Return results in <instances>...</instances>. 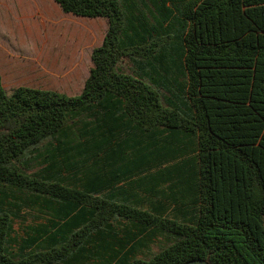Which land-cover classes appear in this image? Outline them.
<instances>
[{
	"label": "trees",
	"instance_id": "obj_1",
	"mask_svg": "<svg viewBox=\"0 0 264 264\" xmlns=\"http://www.w3.org/2000/svg\"><path fill=\"white\" fill-rule=\"evenodd\" d=\"M55 1L108 26L77 95L7 91L0 75V264H81L83 246L67 255L56 245L75 227L76 237L107 235L114 217L138 228L128 241L166 237L130 264H264V0ZM58 155L68 171L93 160L82 187L62 184ZM38 160L44 173H28ZM143 172L153 208L110 200L118 180L134 184ZM9 190L49 195L46 206L64 222L14 248L21 203Z\"/></svg>",
	"mask_w": 264,
	"mask_h": 264
},
{
	"label": "rangeland",
	"instance_id": "obj_2",
	"mask_svg": "<svg viewBox=\"0 0 264 264\" xmlns=\"http://www.w3.org/2000/svg\"><path fill=\"white\" fill-rule=\"evenodd\" d=\"M26 13L35 19L48 20L44 26L34 28L36 33L33 41L28 35L29 41H32L33 44L35 42L38 50L43 49V54L35 50L32 54L27 55L28 52H25V47L20 44L21 32L28 34L30 28L20 26L19 23L14 22L15 20L18 21L16 18L17 16L24 17ZM10 15V17H15L14 20L9 19L13 25L4 26L0 21V63L1 71L3 72L4 70L3 77L7 84V91H11L14 88L13 84H20L30 87L53 89L71 95L79 94L83 89L85 79L88 77L92 66V49L102 43L108 26L107 20L103 17H82L71 13H65L53 0L45 2V6H34L27 10L19 7L11 12ZM6 22L8 23V20H6ZM27 34H25V36ZM4 46H8L10 53L12 52L15 56L14 61L16 65L13 67V71H18L20 78L23 80H19L15 83L14 74H11L10 67L6 66V49H2ZM20 47H22L23 50ZM73 51L82 54V64L77 69V66L72 62ZM20 55L25 58L29 57L30 60H28L34 65L42 62L47 66L50 74L41 81L28 80L32 77L31 73H35L34 68L32 67L30 71L25 72V70L19 66V64L22 63L21 58H19ZM74 70L76 72H74ZM67 71L70 73L66 74ZM77 120V126L81 127L80 121L82 117ZM40 160L27 165L26 171L32 174L33 172L43 174L48 163ZM57 161L62 167V171L60 172L62 184L72 187H82L83 174L86 173L88 168L93 167V160L91 159L81 162L82 165H78V167H74V169L68 171L64 169L61 155L57 156ZM106 169L107 166H104L103 170L105 171ZM145 174L148 173L146 172ZM149 178L150 177H146L145 175L138 174L134 177V182L136 184H143L145 181L149 180ZM122 180H126L124 183L128 184L125 185L122 183L123 185L119 186V188L117 187L116 192L118 191L119 193L111 196L110 200L117 203L133 202L134 204L137 201L140 202L141 198L137 197L138 195H134L133 198L128 196V185L131 183L125 177H122ZM122 180L120 179V181ZM166 186L167 184H164V186L162 185L164 188H166ZM136 191H138L141 197L144 196L142 198L144 200L140 203L142 205L141 207L145 208L152 197H149L145 192L139 189H136ZM9 192L12 196L17 197L16 201L21 203L18 216L13 218L14 232L12 233V237L16 239V242L12 245L14 248H18L24 240L36 234L38 229L48 228V233H52L57 228L53 225L54 221H58L59 224L64 222L63 219L55 217L53 212L51 213L49 207L46 206V197H50L49 195H41V197L37 198L34 194L27 191L9 190ZM12 196L10 199L15 201ZM52 198L60 201L58 197ZM54 204V208L58 209L57 203L54 202ZM168 214L173 213L169 211ZM108 222H110L111 227L114 228L112 232L115 230L117 233L116 237L112 236V232L109 231L110 233H108V230L106 231L107 235H97L95 231H92L90 236L82 237L81 235L76 237V233L82 231V229H77L75 227L70 229L62 241L56 246L58 249H62V253L67 255L74 253L79 245L81 247L83 246L82 253L85 257L81 260V264H120L124 254L135 246L134 251L129 256L130 260L124 263L130 264L134 258L149 257L152 253L158 251L160 246L166 243L165 236L156 234L147 237L146 232L137 234L133 239L128 241L125 238L127 232H138V228L135 226L134 222L122 217L111 218ZM47 234L38 241L37 245L43 243ZM59 238H61V236H59ZM141 239H143L145 244L138 245L137 242ZM77 241L79 242L78 244L75 243ZM122 244L124 247L121 249L120 247ZM113 249L119 250L115 256L113 254ZM28 250L30 249H27V251ZM59 264H75V261H61Z\"/></svg>",
	"mask_w": 264,
	"mask_h": 264
},
{
	"label": "crops",
	"instance_id": "obj_3",
	"mask_svg": "<svg viewBox=\"0 0 264 264\" xmlns=\"http://www.w3.org/2000/svg\"><path fill=\"white\" fill-rule=\"evenodd\" d=\"M53 1L56 3L55 0H53ZM45 2H49V0H0V21H1L2 25H4V26L5 25L6 26L13 25L10 22V20H9V19H13V20L15 19V17H10L11 16L10 15L11 12H13L14 10H16L19 7L20 8H24V9L27 10V9L32 8L34 6H45ZM16 18H17L18 21L15 20L14 23L17 22V23L20 24V26H25V27H29L30 28L28 34L25 33V32H23V33L21 32V34H20V41H21L20 44H22V46L25 47V49H26L25 52H28L27 55L32 54L35 50L36 51L38 50L36 43L35 42H34V44L32 43V41L34 40L35 33H36L34 28L44 26L46 21H48V20L47 19H35L34 17H30L28 13H26V16H24V17L17 16ZM95 18H102V17H95ZM6 20H8V23L6 22ZM25 34H27V35L25 36ZM28 35L32 38V39L30 38L32 41H29ZM18 45H19V43H18ZM4 48L6 49V51L5 50L4 51L7 54V57H6L7 58L6 59L7 60V64H6V66L10 67L11 74H14L15 83L18 82L19 80H23L22 78H20V75L18 74V71L17 72L13 71V67H15V65H16L15 61H14L15 60V56L12 54V52L10 53V49H9L8 46L2 47V49H4ZM20 48L22 49V47H20ZM38 51L43 54V49L38 50ZM19 58H21V60H22V63L19 64V66L21 68H23L25 70V72L26 71H30L32 69V67L34 68V72L35 73H31L32 77L29 78L28 80L41 81L48 74H50V71L48 70L47 66H45L42 62L37 63V64L34 65V64L30 63L29 57L25 58V57H22V55H20ZM72 59H73L72 60L73 64H75L77 66L76 69L79 68L81 66V64H82V54L73 51ZM3 72H4V70H3ZM3 72L1 71V63H0V75H1V79H2V84H3L4 88L7 90V84H6L5 80H4ZM74 72H76V71L74 70ZM69 73L70 72H68V71L66 72V74H69ZM17 85L20 86V84H13L14 87H17ZM65 94H67L69 96H72L71 94H68V93H65ZM75 95H77V94H75ZM127 135H128V132H123L121 134V137H126ZM115 142H116V140H114V143ZM116 165L117 166H123V164H121V163H118ZM145 173L146 172H143V173H140V174L141 175H145V176L148 175V174H145ZM134 177H133V180H135ZM121 180H122V178H121ZM127 180L131 183L132 179L130 180L129 178H127ZM124 182H126V180H122V181L118 180L115 183V187L119 188V186H121L123 184H125V185L128 184V183H124ZM128 187H129L128 192H132V194H134L136 196L138 195L137 197L141 198V201L144 200V199H142L144 196L141 197L140 194L138 193V191H136V189H139V190L143 191L139 187V184L131 183V184L128 185ZM151 197H152V199L148 202V205L145 206V208L151 209V208H153L154 204L157 202L158 199H157V197H155V195L151 196ZM145 199H146V197H145ZM140 202H139V204H141ZM175 207H177V204H175V203L171 204L169 211L173 212Z\"/></svg>",
	"mask_w": 264,
	"mask_h": 264
},
{
	"label": "water",
	"instance_id": "obj_4",
	"mask_svg": "<svg viewBox=\"0 0 264 264\" xmlns=\"http://www.w3.org/2000/svg\"><path fill=\"white\" fill-rule=\"evenodd\" d=\"M183 264H208V263L205 260L198 258L194 260H189Z\"/></svg>",
	"mask_w": 264,
	"mask_h": 264
}]
</instances>
